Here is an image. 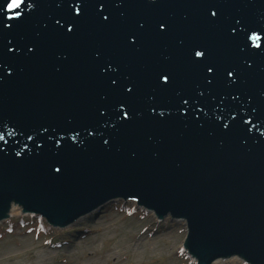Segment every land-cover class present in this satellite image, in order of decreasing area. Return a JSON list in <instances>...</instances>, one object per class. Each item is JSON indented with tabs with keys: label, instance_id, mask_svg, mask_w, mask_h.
Returning <instances> with one entry per match:
<instances>
[{
	"label": "water",
	"instance_id": "95a60500",
	"mask_svg": "<svg viewBox=\"0 0 264 264\" xmlns=\"http://www.w3.org/2000/svg\"><path fill=\"white\" fill-rule=\"evenodd\" d=\"M8 2L0 223L14 205L93 225L136 201L186 224L197 264H264V0Z\"/></svg>",
	"mask_w": 264,
	"mask_h": 264
},
{
	"label": "rangeland",
	"instance_id": "374dc122",
	"mask_svg": "<svg viewBox=\"0 0 264 264\" xmlns=\"http://www.w3.org/2000/svg\"><path fill=\"white\" fill-rule=\"evenodd\" d=\"M114 205L121 206L119 202ZM124 205L130 208L128 212L111 208L95 217L93 225H72L70 238L62 245L63 230H51L46 222L38 229L39 218L21 223L20 217H31L13 205L20 212L12 214L9 221L18 219L16 223L22 226L8 225L9 221L0 224V264H195L182 251L187 227L157 221L153 213L134 203ZM212 264L243 263L233 257Z\"/></svg>",
	"mask_w": 264,
	"mask_h": 264
},
{
	"label": "snow or ice",
	"instance_id": "6c2138e0",
	"mask_svg": "<svg viewBox=\"0 0 264 264\" xmlns=\"http://www.w3.org/2000/svg\"><path fill=\"white\" fill-rule=\"evenodd\" d=\"M22 3V0H10V2L7 3V8L4 9L6 11H10V10H13V9H18L19 6L21 5ZM3 6H0V9H2ZM214 15V14H213ZM105 19H107V17H105ZM162 27V26H161ZM71 29H69L70 31ZM256 30H252V35H246V44H247V41H260L261 40V36L259 35H256L255 34ZM257 47H260V45H256ZM9 51H11V49H9ZM194 55L196 58H200L204 55L203 53V50H200V49H194ZM207 72L211 73L213 72V68L212 67H208L207 68ZM227 74L228 76H231L232 75V72L230 71H227ZM160 81L162 83H167V79H166V76L165 75H161L160 77ZM211 81L209 80V83ZM232 83H234V81H231ZM130 91V89H128ZM185 103H187V101H185ZM197 111H199V109H196ZM102 114V113H101ZM127 118V116L125 115V119ZM89 135H91V132H89ZM31 139V137H29ZM105 143H107V141H105ZM56 171H59V169H55Z\"/></svg>",
	"mask_w": 264,
	"mask_h": 264
},
{
	"label": "bare ground",
	"instance_id": "6f19581e",
	"mask_svg": "<svg viewBox=\"0 0 264 264\" xmlns=\"http://www.w3.org/2000/svg\"><path fill=\"white\" fill-rule=\"evenodd\" d=\"M10 215H12V214H15V213H18V212H20L19 210H15V207L13 206V205H11L10 206ZM29 226V225H28ZM36 230V229H35ZM64 232L63 233H61V234H64L65 235V238H64V240L63 241H60L59 240V242H61L60 244L62 245V244H64V243H67L68 242V240H69V238H70V235L71 234H69V232L71 231V228L69 227V228H67V229H64L63 230ZM161 233V232H160ZM62 240V239H61ZM215 263V262H214Z\"/></svg>",
	"mask_w": 264,
	"mask_h": 264
}]
</instances>
